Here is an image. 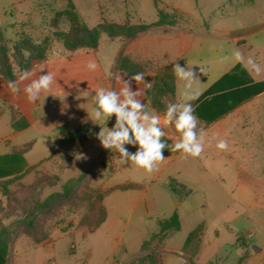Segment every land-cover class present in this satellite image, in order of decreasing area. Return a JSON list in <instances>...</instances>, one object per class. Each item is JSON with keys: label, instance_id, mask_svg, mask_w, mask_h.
Masks as SVG:
<instances>
[{"label": "crops", "instance_id": "crops-1", "mask_svg": "<svg viewBox=\"0 0 264 264\" xmlns=\"http://www.w3.org/2000/svg\"><path fill=\"white\" fill-rule=\"evenodd\" d=\"M100 1L102 0H95L97 5H99ZM137 2L140 7L139 10L136 9L134 11L136 19H112L108 21H115L121 24H152L159 19V12L163 10L166 13L175 11L185 15L191 21V25H195L196 28L191 29L184 25L180 28H161L160 31L142 33L133 39H112L106 32L102 31L96 48L70 51L63 45L62 50L52 51V48L49 49L46 60L35 64L28 72L34 74L31 78H36L40 74L41 65H43L45 72L49 71L54 75L55 83L52 86L50 95L49 93H44L39 101L35 103L28 102L23 92V85L29 81H24L20 84V91L17 94L9 95L8 102L4 104L3 108L0 106V118L5 115V111L11 110V131L0 129V182L13 179L9 183L10 185L8 184L11 189L13 188L12 185L17 182H22L25 185L31 184L42 175L50 176L54 174L46 168V163L58 165L64 170L70 162L78 159V156L86 150L87 134L96 135L101 130V127L104 126L109 129L113 128L115 123H113L112 117L115 116L109 118L105 125L103 121L98 122L99 125L94 123L86 113L88 111L90 113L94 107V89L106 87L119 90L121 85L116 78L117 76H122L124 79L134 76L127 75L124 70L119 69L118 61L122 56H129L135 61L159 60L161 62L159 66H174L177 63L182 67L191 66L195 78L198 79L194 83L196 98L191 100V103L204 95L210 87L226 74L231 73L229 78H226L221 84L223 86H219L220 88L217 89L219 93L216 94L218 95L224 94V91L222 93L220 91L232 87L237 81L247 84L244 90L236 94L237 96L235 97H240V100L230 111L216 118L208 125L205 121L198 118L201 124L207 126L205 128L207 135L203 152L210 151L212 154H216L219 152L215 147L218 140L223 137L235 136L238 133V136L247 134L249 127L244 126L248 123H250L249 126H254L258 120L256 113H259V111L262 115L261 119L264 118V90L260 92L256 90V84L264 82V0H137ZM228 10L229 14L227 15L226 11ZM213 12L221 13L222 21L220 24H212L210 22L209 18ZM156 15L158 16L157 19H153ZM101 16L103 17L102 11ZM81 20L86 23L84 19L81 18ZM108 21L100 18L97 25L86 24L89 27H96ZM65 24L67 23H62L63 26ZM63 26L60 25L59 27L63 28ZM252 31L255 32L252 33ZM41 33H44V31ZM20 35H18L16 41ZM167 44L171 47V55L161 51ZM6 45L8 46L7 43ZM12 46H8V48L11 49ZM225 47H228L229 55L228 52H225ZM235 50L241 51L245 58L251 56L261 66V73L249 72L242 64L235 62L232 57V53ZM222 52L224 56H221ZM226 53L227 55H225ZM212 56L213 59L208 61L207 57ZM89 59L95 60L98 65L97 70L94 72L86 68ZM238 65L240 68L233 72L232 70ZM200 69H202V72ZM140 74H143L144 82L136 84L133 81L132 89L133 91L138 88L143 90L141 100L145 105V110L154 114L146 91L149 76L144 73ZM22 75L24 73L19 75L16 81H19ZM0 81L9 89L8 84L3 80L1 72ZM183 91L184 82L176 77L175 97L177 101L181 99ZM208 103L205 102V105L202 103L204 105L202 108L204 109L205 106H208ZM198 105H193V107L195 108ZM22 118L28 121V125L23 129L13 128V124ZM60 126L65 127L64 131L59 130ZM80 126L85 129L79 134L81 146L73 155L70 154L67 159H62L58 151L61 141L59 140L60 133L63 132L66 136L68 132L76 130ZM33 127L39 133L40 138L50 139L53 136L56 139V143L52 144L50 142L46 153L39 156L37 161H27L18 155L25 154L31 144L27 143L22 148H19L14 141L18 135ZM263 127L264 120H262L261 129ZM125 147L130 153H134L137 150L133 145H126ZM163 155L165 160L160 163L157 171L149 174L143 170L139 169L140 171H138L136 169L135 174L141 173V176H143L141 178H145L143 179L145 181L129 179L126 182L111 184L105 181L101 185L92 186V188L102 191L111 190L104 196L102 201L107 213L106 219L96 229L105 227V231L114 232L120 227L107 204L106 197L108 195L117 191L122 193L133 190L138 191L131 194L133 196L132 208H136L140 201L145 200L150 191L153 192L149 198L155 199L157 196V189H152V186L145 183L151 180L152 185L160 181L162 187H169L170 178L180 176L182 170L186 169L187 163L182 162L183 159H180L181 154L179 152H163ZM57 158L62 161L60 164ZM210 164L212 165L213 163ZM198 169L206 171L204 165H200ZM35 171H38L37 177ZM197 174L198 176L194 177L195 180H205V172H198ZM252 177L258 178L255 175ZM260 178V191H255L253 195L249 196V199L240 200L239 206L242 211L235 212L236 218H238L239 214L247 217V231L250 233V237L245 238L244 241L251 249V253L247 257L243 256L240 259L241 264H249L251 261L264 264V175ZM71 179L75 178H70L69 180ZM124 184H134L138 187L118 188ZM4 191V187L0 184L1 208H6ZM209 205L210 203L204 202L201 206ZM11 221L0 212V228L4 226L10 230ZM207 225L206 219H201L195 225V228L190 231L192 232L199 228L190 247V249L193 247L197 248V252L194 255L196 257L201 255L204 247V230ZM49 229L47 230L48 236L40 241H35L33 238L23 234L13 236L7 246H0V264H6L8 258H12L13 264H72L67 256L74 257L70 253L74 245L68 248L69 251H66V249L61 250L57 241L53 239V235L60 230ZM84 229L89 232L96 230ZM92 241H89L83 247L84 264H120L119 261L111 262L114 249L112 251L106 250L104 254L102 250L103 242ZM74 252H76L75 247ZM190 253L189 255L193 257V253ZM99 254L100 258L96 259ZM241 254L242 252H240ZM136 256L126 259L122 264H133L131 260L136 258Z\"/></svg>", "mask_w": 264, "mask_h": 264}, {"label": "rangeland", "instance_id": "rangeland-1", "mask_svg": "<svg viewBox=\"0 0 264 264\" xmlns=\"http://www.w3.org/2000/svg\"><path fill=\"white\" fill-rule=\"evenodd\" d=\"M72 1L77 13L89 25H97L100 18L107 21L134 20L136 19L134 11L139 10L140 7L137 0H102L99 5L95 0ZM68 2L69 0H0V27L5 42L11 47L18 35L27 34L31 42L39 43L44 40L52 51L62 50L63 44L56 37L55 31L67 30L69 25L63 26L61 23L63 28H60V25L53 27L51 21L56 12L68 7ZM173 13L176 14L177 20L175 26L152 27L142 33L160 31L161 28L167 27L180 28L182 25L191 29L196 28L195 25H191V21L185 15L175 11ZM226 14H229V10ZM157 17L156 15L153 19ZM221 19L219 12L211 13L209 18L212 24H220ZM42 31L44 33H41ZM161 51L168 55L172 53L168 44ZM225 52L230 54L228 47H225ZM221 56H224L223 52ZM207 58L211 61L213 56ZM136 62L144 65V74L149 76L148 83L152 84L161 62L159 60ZM147 62L150 63L146 64ZM11 94L17 93L11 92L0 81L2 108ZM163 102L167 106L169 103L178 101L176 97L169 95L163 98ZM152 108L154 114L161 118L160 127L165 132L164 137L176 142L179 139V133L176 132L174 124L165 123L166 107L161 111L154 106ZM88 113L89 111L86 114ZM10 115L11 110H7L0 118L1 130L11 131ZM256 115L258 120L254 126H249L250 123L244 126L249 127L247 134L238 136V133L235 136L222 138L228 142L227 151L219 150L216 154L210 151L203 152L198 159L184 158L180 155V159H183V163H187V167L182 170L180 176L173 178L176 191L170 187H162L160 181L151 185V180H147L145 184L152 186V189H157V196L155 199L149 198L153 192L150 191L136 208H132L131 194L138 191L124 193L117 191L108 195L107 204L120 226L116 231L113 230L114 232L105 231V227L96 229L94 232L84 229L90 230L89 223L96 222L100 217L101 202L96 198V190L92 186L101 185L105 181L111 184L126 182L129 179L145 181L143 180L145 178H141L143 177L141 173L135 174L136 168L130 164H122L119 153L101 148L98 134L86 135V150L78 156V159L73 162L68 161L70 163L64 170L58 165L46 163V168L54 174L42 175L28 185L17 182L12 185V189L7 186L9 190L4 191L6 208L0 207V212L7 219L12 220L10 222L12 236L23 234L42 238L48 235L49 228V230H60L53 235V239L57 241L61 250L69 251L68 248L74 245L71 249L74 252L75 247L76 252H70L74 257L67 256L72 264H84L82 250L91 240L103 242L104 254L106 250L114 249L111 262L119 261L122 264L126 259L138 254L137 259L140 256H146L151 251L144 250V243L150 240L153 234L158 233L160 221L177 212L181 218L180 230L169 233L165 239L156 240L152 248L156 253V262L143 261L142 264H241L240 259L251 253V249L244 241L245 238L250 237V233L247 231V217L239 214L236 218L235 212L242 211L239 206L240 200L249 199L255 191H260V177L264 175V127L261 129L264 118L261 119L260 111ZM112 118L115 123L116 118ZM199 127L205 129L207 126L199 122L198 130ZM50 142L55 144V137L40 138L34 127L18 135L14 141L19 148L27 143L31 144L25 154L18 155L27 161H37L39 156L46 153ZM57 160L59 164L62 162L58 158ZM198 165H204L206 171H200ZM198 172H205V180L194 179L198 176ZM35 174L37 177L38 171H35ZM80 175H83L84 179L74 183L69 192L62 195L58 204L55 201L53 206L43 212L30 211L33 202L48 200L52 195L62 192L65 182ZM254 175L258 178L252 177ZM204 202L210 203L211 207L201 206ZM201 219H206L208 222L204 230V247L199 257H192L189 253H193V249L189 246L185 247V242L190 231ZM240 252H242L241 255ZM99 258L100 254L96 259ZM134 259L131 262H134ZM6 264H13L12 258H8ZM249 264L261 263L251 261Z\"/></svg>", "mask_w": 264, "mask_h": 264}, {"label": "trees", "instance_id": "trees-1", "mask_svg": "<svg viewBox=\"0 0 264 264\" xmlns=\"http://www.w3.org/2000/svg\"><path fill=\"white\" fill-rule=\"evenodd\" d=\"M173 12L174 11L166 13L163 10H160L159 19L152 24H121L116 22H105L96 27H89L81 20L80 15L75 9L73 1L69 0L68 7L66 9L54 14L51 25L53 27H57L63 22L69 25L67 30L55 31L56 37L59 41L62 42L67 50L73 51L78 49H93L98 46L100 33L102 31L106 32L112 39H132L152 27H161L165 25L173 27L177 22L176 14ZM47 44V41L44 42V40L39 43L31 42V40L26 35H20L18 40L10 49L4 41L3 31L0 27V72L3 76L4 82L6 84H9L10 81H16L19 75L28 71L35 64L45 61L47 58V52L49 50ZM25 51L29 53L27 57L24 55ZM149 63L150 62H147L146 64ZM118 67L120 70H124L127 75L144 73V65L132 60L129 56L120 57L118 61ZM239 68L240 66L238 65L232 71L235 72V70H238ZM230 74L224 75L219 81H217L212 87H210L204 95L192 102V105L194 106L198 105L201 102L197 107L194 108V114L197 118L205 121L207 125L213 122L216 118L230 111V109H232L240 100V97H235L237 96L236 94H238L239 91L244 90V87L247 85L246 83L237 81L234 84L232 83V87L220 91L221 93L224 91V94H216L219 93V91H217V89L220 88L219 86H223L221 84H223L226 78H229ZM175 82L176 77L174 75L173 65L159 66L158 74L155 80L152 82L151 87L146 88L150 104L160 111L163 110L166 107V104L163 102V98L169 95L175 97ZM256 88L257 92L263 91L264 82L256 84ZM205 102L209 103L208 106H205V108L203 109L202 106L205 105ZM27 125L28 121L25 118H22L21 120L13 124V128L23 129ZM64 129V126H60L59 128L60 131H64ZM82 130L85 129L80 126L76 130L68 132L64 139L60 141L58 151L60 152L59 156L62 159H67L70 154L73 155L81 146V137L79 134ZM162 139L169 145L175 143L167 139L166 137H163ZM163 152L172 151L168 148H165ZM83 179L84 176L81 175L78 178L69 180L63 185L62 192L52 195L48 200L33 202L30 211L34 213L43 212L53 206L55 201L56 204H58V201L62 197V195L64 196L66 192H69L70 187L73 186L74 183H79ZM12 180L13 179H8L0 182V184H2L5 190H9L7 186ZM174 181L175 180L173 178L169 180V187L173 191H176V188L174 187ZM136 187L138 186L134 184H124L119 186L118 188L128 189ZM95 190V193L97 194L96 198L101 202V207L99 210L100 217L96 222L89 223V225L91 226L90 230L96 229L105 221L107 213L102 201L104 196L111 191H99V189ZM34 213H32V215ZM180 228L181 219L177 212H174L170 217L160 221L158 233L153 234L150 240L144 243V250H150L151 252L146 256H140L138 259L135 258L134 262L132 263L134 264L135 262H138L139 264H142L143 261L156 262V253L152 249L154 242L163 238L165 239L169 233L178 231L180 230ZM198 231L199 228L189 233L188 238L185 242V247H191V244ZM27 236L33 238L35 241H40L42 239H45L48 235H45L42 238H36L30 235ZM12 237L13 236L11 231L6 227L1 226L0 246H7ZM191 249H193L194 256L197 252V248L193 247Z\"/></svg>", "mask_w": 264, "mask_h": 264}, {"label": "clouds", "instance_id": "clouds-1", "mask_svg": "<svg viewBox=\"0 0 264 264\" xmlns=\"http://www.w3.org/2000/svg\"><path fill=\"white\" fill-rule=\"evenodd\" d=\"M24 55L27 57L29 53L25 51ZM232 57L249 72L261 73V66L251 56L245 58L241 51L235 50ZM86 68L94 72L98 65L95 60L89 59ZM173 71L177 79L184 82V91L178 102L169 103L166 106L165 123L174 124L176 132L179 133V139L172 145L162 139L165 132L160 127V116L145 110L141 100L143 90L138 88L133 91L132 89L133 81L136 84L144 82L143 74L138 73L128 79L117 76L121 85L119 90L106 87L94 89V107L88 113L89 118L96 124L103 121L105 125L109 118L115 116L116 122L113 128L101 127L97 138L103 148L119 153L122 164H130L136 169L151 174L157 171L160 163L165 160L163 155L165 148L172 152H179L184 158H197L203 153L207 133L203 127H199L198 130L199 120L190 102L196 98L194 83L198 79L195 78L191 66L182 67L177 63L173 66ZM200 71L202 72V69ZM39 73L36 78H31L34 74L26 71L19 81L9 82L10 91L18 93L20 84L29 81L23 85V92L28 102L39 101L44 93L50 95L55 77L51 72H45L43 65ZM146 86L151 87V84L147 83ZM125 145H133L137 150L130 153ZM215 147L217 150L227 151L229 145L227 140L220 139Z\"/></svg>", "mask_w": 264, "mask_h": 264}, {"label": "built area", "instance_id": "built-area-1", "mask_svg": "<svg viewBox=\"0 0 264 264\" xmlns=\"http://www.w3.org/2000/svg\"><path fill=\"white\" fill-rule=\"evenodd\" d=\"M64 137H65L64 133H63V132H62V133H60L59 140H63V139H64Z\"/></svg>", "mask_w": 264, "mask_h": 264}]
</instances>
